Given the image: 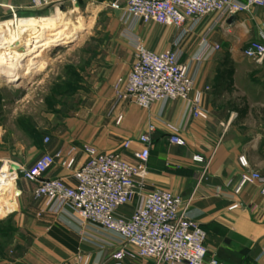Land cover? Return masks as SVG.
I'll use <instances>...</instances> for the list:
<instances>
[{"label":"crops","instance_id":"0c3cea01","mask_svg":"<svg viewBox=\"0 0 264 264\" xmlns=\"http://www.w3.org/2000/svg\"><path fill=\"white\" fill-rule=\"evenodd\" d=\"M215 21L210 17L201 23L195 35L184 44L182 58V63L190 61L202 36L221 47L208 61L192 68L196 90L203 91L202 102L209 112L208 120H193L184 126L190 103L183 101L156 103L149 110L131 102L116 104L113 88L132 68L135 40L130 41V49L125 37L108 34L105 35L108 42L101 46L84 71V88L77 95L80 106L76 113L64 123L58 121L62 127L43 128L41 133H36L39 144L33 145L31 150L35 154L31 160L22 154L28 149L26 143L15 145L9 158L11 165L28 168L42 155L60 149H75L81 165L87 160L82 153L84 146L100 153L119 151L125 141L136 140L149 125H154L156 133L146 178L148 190L169 191L191 201L190 216L207 233L205 264L214 259L224 264H264L262 187L256 183L236 193L245 171H257L264 176V62L256 64L260 68V89L253 90L248 85L243 92L249 102L245 103L242 114H220L217 106L237 99L223 95L219 75L227 59L233 63L248 60L243 56L244 48L252 41H264V8H252L217 24ZM171 29L173 34L154 31L159 37L157 40L145 32L142 43L153 52L166 51L177 34L176 29ZM206 88L209 90L205 91ZM120 116L122 121L117 125ZM168 124L182 128L185 147L170 144ZM7 136L12 135L0 125L1 151H7L10 143ZM46 137L50 139L48 144L44 143ZM132 149L138 150L140 145L134 143ZM126 156H131V152ZM195 156L203 157L206 163L194 162ZM240 157H246L248 169L241 167ZM70 175L56 165L46 177L66 178L73 184ZM10 181L11 187L6 189L9 192L6 214L0 216V264H85L86 260L87 264H113L112 255L119 247L117 238L90 225L81 226L77 219L67 216L72 223L68 226L59 215L49 213L42 201L34 199L36 185L20 178L17 189L12 177ZM139 203L135 200L117 215L130 217ZM126 264L151 262L137 260Z\"/></svg>","mask_w":264,"mask_h":264},{"label":"built area","instance_id":"2783aa9c","mask_svg":"<svg viewBox=\"0 0 264 264\" xmlns=\"http://www.w3.org/2000/svg\"><path fill=\"white\" fill-rule=\"evenodd\" d=\"M82 3L120 12L126 23L176 29L170 49L163 52H153L141 41H135L132 68L127 77L117 81L113 92L116 104L131 102L143 110H149L156 103H190L184 126L193 120L209 118L202 102L203 91L196 90V75L192 68L208 61L221 49L207 36H202L193 57L182 63L186 41L207 18L214 17L217 24L252 8H264V0H33L31 6L38 10L53 6L56 10L61 6L76 8ZM243 56L255 64H262L264 41L250 42L244 48ZM121 121L120 116L117 125ZM166 126L170 144L185 147L180 133L182 128ZM155 133L156 127L149 125L136 140L125 141L119 151L114 152L100 153L91 146H84L82 153L87 160L81 165L75 149H60L42 155L28 168L20 167L19 171L12 172L10 161L2 158L0 150V174L7 167L10 174H16L15 181L21 178L36 185L34 199L42 201L49 213L59 215L68 226L72 223L67 216L77 219L81 226L90 225L117 238L119 247L112 255L113 264L137 260L151 264H205L207 233L191 218V201L169 191L148 190L146 178ZM49 141L48 137L44 139L45 144ZM134 143L139 144L140 149L133 150ZM127 152H131V156H126ZM193 161L206 163L201 156H195ZM239 164L248 169L246 157H240ZM56 165L71 173L69 178L73 184L66 178L46 177ZM256 183L261 185L264 195V176L257 171H245L236 193ZM135 200L140 203L130 217L117 215L120 209ZM79 262H82L81 258ZM210 264L224 263L214 259Z\"/></svg>","mask_w":264,"mask_h":264},{"label":"rangeland","instance_id":"374dc122","mask_svg":"<svg viewBox=\"0 0 264 264\" xmlns=\"http://www.w3.org/2000/svg\"><path fill=\"white\" fill-rule=\"evenodd\" d=\"M32 1L0 0V39L2 36L12 38L26 28L46 32V40L37 45L36 51L22 47L25 60L41 66L32 71L35 74L31 79L23 87L6 84L0 79V125L12 135L7 136L10 138L7 151H1L5 161L13 156L15 145L22 143L28 148L23 156L31 160L35 154L31 149L39 144L36 133H41L43 128H60L58 121L64 123L76 113L80 106L77 95L84 88V71L101 46L108 42L105 35H122L129 47L131 40L144 42L145 32L155 40L159 37L154 31L174 32L170 27L126 23L122 13L97 5L82 3L77 9L55 10L51 6L38 10L31 6ZM224 64L219 75L223 95L237 99L217 105L218 113L242 114L245 103L249 102L243 96L246 86L260 89V68L245 59L238 63L227 59ZM36 127L39 128L37 132ZM18 183L17 180V189Z\"/></svg>","mask_w":264,"mask_h":264},{"label":"bare ground","instance_id":"6f19581e","mask_svg":"<svg viewBox=\"0 0 264 264\" xmlns=\"http://www.w3.org/2000/svg\"><path fill=\"white\" fill-rule=\"evenodd\" d=\"M45 34L46 32L43 29L26 28L25 30H20L12 38L10 36H2L0 39V76L16 83L19 87H23L35 74L32 71L37 69L39 65L37 62L33 64L31 61L25 60L26 55L23 53L22 47L26 46L31 51H36L37 45L44 43L46 40ZM23 73L24 75H22ZM6 171L10 173V170L5 167L1 172V174L4 172V175L2 174L3 178L0 179V216L6 214L7 199L9 198V192L6 189L11 187V177L16 184V174H10V177Z\"/></svg>","mask_w":264,"mask_h":264},{"label":"water","instance_id":"95a60500","mask_svg":"<svg viewBox=\"0 0 264 264\" xmlns=\"http://www.w3.org/2000/svg\"><path fill=\"white\" fill-rule=\"evenodd\" d=\"M61 9H64V8H70V7H67V6H61L60 7ZM76 8H79V5H77L76 6ZM0 79L4 82V83H6V84H9V85H17L16 83H13V82H10V81H8L6 78H4V77H2V76H0ZM18 86V85H17ZM19 169H20V167L18 166V165H11V170H12V172H17V171H19Z\"/></svg>","mask_w":264,"mask_h":264}]
</instances>
